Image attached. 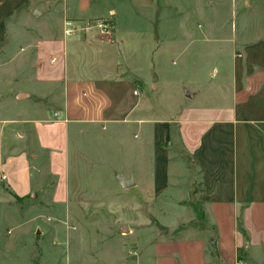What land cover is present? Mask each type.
<instances>
[{"label":"crops","instance_id":"0c3cea01","mask_svg":"<svg viewBox=\"0 0 264 264\" xmlns=\"http://www.w3.org/2000/svg\"><path fill=\"white\" fill-rule=\"evenodd\" d=\"M203 5L0 0V177L20 198L55 178L57 206L68 174L75 218L89 189L132 207L121 264H264V0H235L231 22ZM184 53L200 89L158 114L159 73ZM81 157L93 188L73 180Z\"/></svg>","mask_w":264,"mask_h":264},{"label":"rangeland","instance_id":"374dc122","mask_svg":"<svg viewBox=\"0 0 264 264\" xmlns=\"http://www.w3.org/2000/svg\"><path fill=\"white\" fill-rule=\"evenodd\" d=\"M193 1L204 3V8H201L199 13L203 17L211 15L214 6L219 10V21L231 22L230 10L235 0ZM178 22L179 20L173 21V24ZM176 33L174 31V34ZM187 56L188 53L173 55L162 66L158 78L161 90L155 97L158 114L162 113L160 108L163 104L178 106L176 99L184 85L191 91L200 89L196 79L192 78V72L197 70V74L202 66L199 64L198 68L196 62H188L186 66L184 58ZM186 70L188 72H185ZM144 74L148 76V73ZM17 133L20 132L15 130L12 134ZM73 161L76 163L73 166L74 182L77 186L82 182L81 184H88L89 188H93L92 166L99 165V162L96 159L87 160L85 157ZM48 181L53 182L46 185L45 189L20 198L12 193L3 175L0 177V252L3 253L0 262L3 261L1 259H6L7 263L13 264H121L124 258H134L137 255L134 250H130L129 255L122 253L123 248L128 247L127 243L135 239L133 235L126 238L127 227L122 229L119 235L115 234L119 221L133 220L132 207H125V214L116 208L119 215L110 214L109 206L102 202L107 199L105 193L89 189L88 192L96 196L82 206V213L75 218L70 215L67 205L68 174L64 185L65 200L60 205L50 204L55 197L56 179L50 178ZM77 210L79 212L80 207ZM86 210L89 211L86 213Z\"/></svg>","mask_w":264,"mask_h":264},{"label":"built area","instance_id":"2783aa9c","mask_svg":"<svg viewBox=\"0 0 264 264\" xmlns=\"http://www.w3.org/2000/svg\"><path fill=\"white\" fill-rule=\"evenodd\" d=\"M97 26H98V28H100L102 30L103 33H105V34H110L111 33V29H112L111 21H99L97 23ZM74 31H75L74 29H70L68 32L71 34ZM56 116H58V114H56ZM4 179H5V177H4ZM238 263L239 264H244V262L242 260H239Z\"/></svg>","mask_w":264,"mask_h":264},{"label":"water","instance_id":"95a60500","mask_svg":"<svg viewBox=\"0 0 264 264\" xmlns=\"http://www.w3.org/2000/svg\"><path fill=\"white\" fill-rule=\"evenodd\" d=\"M121 183H122L123 187L128 188L133 184L132 178L130 180H126L125 178H123ZM125 232H128V229H126ZM38 233H40V231H38Z\"/></svg>","mask_w":264,"mask_h":264}]
</instances>
